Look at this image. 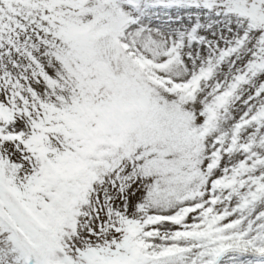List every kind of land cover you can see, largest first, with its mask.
<instances>
[{"label":"snow or ice","instance_id":"1","mask_svg":"<svg viewBox=\"0 0 264 264\" xmlns=\"http://www.w3.org/2000/svg\"><path fill=\"white\" fill-rule=\"evenodd\" d=\"M0 264H264V0H0Z\"/></svg>","mask_w":264,"mask_h":264}]
</instances>
